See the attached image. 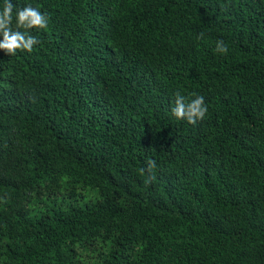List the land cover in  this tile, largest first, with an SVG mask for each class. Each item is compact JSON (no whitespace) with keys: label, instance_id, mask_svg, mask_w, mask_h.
Here are the masks:
<instances>
[{"label":"trees","instance_id":"16d2710c","mask_svg":"<svg viewBox=\"0 0 264 264\" xmlns=\"http://www.w3.org/2000/svg\"><path fill=\"white\" fill-rule=\"evenodd\" d=\"M11 2L0 264H264V0Z\"/></svg>","mask_w":264,"mask_h":264},{"label":"clouds","instance_id":"9594fccd","mask_svg":"<svg viewBox=\"0 0 264 264\" xmlns=\"http://www.w3.org/2000/svg\"><path fill=\"white\" fill-rule=\"evenodd\" d=\"M47 23L46 15L37 7L27 4L22 8H16L14 11L11 0H0V50L9 56L15 55L17 50L31 52L37 40L27 30L45 29ZM214 51L224 54L227 52V46L217 40ZM174 104L175 106L171 108L172 115L177 119L183 118L190 124L202 120L208 110L204 98L199 95L186 98L176 92ZM153 164L154 161L148 162L149 169Z\"/></svg>","mask_w":264,"mask_h":264}]
</instances>
